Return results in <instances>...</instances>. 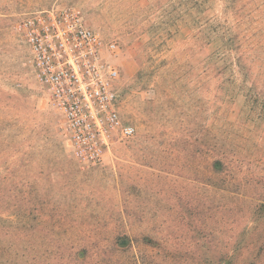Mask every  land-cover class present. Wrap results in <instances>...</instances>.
<instances>
[{
    "label": "rangeland",
    "instance_id": "obj_1",
    "mask_svg": "<svg viewBox=\"0 0 264 264\" xmlns=\"http://www.w3.org/2000/svg\"><path fill=\"white\" fill-rule=\"evenodd\" d=\"M203 1L0 0V264H264V45L245 61L255 101L229 98L220 59L229 40L264 44V0ZM48 14L117 47L135 135L94 165L70 152L21 29Z\"/></svg>",
    "mask_w": 264,
    "mask_h": 264
},
{
    "label": "built area",
    "instance_id": "obj_2",
    "mask_svg": "<svg viewBox=\"0 0 264 264\" xmlns=\"http://www.w3.org/2000/svg\"><path fill=\"white\" fill-rule=\"evenodd\" d=\"M21 29L35 52L39 81L62 117L61 130L74 158L100 163L115 141L135 135L118 111V71L104 57V51L115 56V44H105L76 16H38Z\"/></svg>",
    "mask_w": 264,
    "mask_h": 264
},
{
    "label": "trees",
    "instance_id": "obj_3",
    "mask_svg": "<svg viewBox=\"0 0 264 264\" xmlns=\"http://www.w3.org/2000/svg\"><path fill=\"white\" fill-rule=\"evenodd\" d=\"M236 2H237L236 7L239 8V6L241 4H244V6H245L246 0H234V1L228 2L227 7L234 9ZM203 3H205V0L203 1ZM238 8H236V10ZM242 8H244V7H242ZM239 16H240V11H237L235 13L236 19ZM237 21L239 23L241 20H237ZM244 31H246L248 34L250 33L249 28H246ZM253 39H254V37H252V40L249 41L246 45H242L241 43H239V41H238L239 39L238 40H229V41H227V44H224V50H226L228 48L229 49L228 53H230V54L227 55L226 52H225V54H224V52L220 53V54H222L220 56V59L225 64L228 63V59H229L228 56H231L233 54V60H234L233 65L235 67V71H234V73L231 74L232 79H230V78L227 79V82H230V84L233 83L232 94L229 97L231 100H233L234 98H237V94H240V96H242L244 99L253 98L254 101L260 97L259 94H255L254 96L253 95L249 96V95L244 94L245 90H246V85L248 84V81L251 79L250 78L251 74L249 71L250 67L245 61L250 59L253 62L254 59L256 58V56H254L253 54L258 53L259 50L264 45L263 42H260L259 40H253ZM261 54H263V53H261ZM237 80L240 81L239 84L236 83ZM217 162H219V161H217ZM218 165H220V163H217V166ZM13 228L18 230V228H20V227L15 225Z\"/></svg>",
    "mask_w": 264,
    "mask_h": 264
}]
</instances>
